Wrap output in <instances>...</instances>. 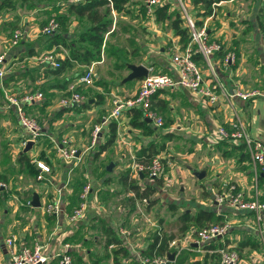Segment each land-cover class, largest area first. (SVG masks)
Segmentation results:
<instances>
[{
    "label": "rangeland",
    "instance_id": "374dc122",
    "mask_svg": "<svg viewBox=\"0 0 264 264\" xmlns=\"http://www.w3.org/2000/svg\"><path fill=\"white\" fill-rule=\"evenodd\" d=\"M239 1L245 12L246 10L257 12V17L261 18L262 22H264V0ZM69 2L72 1L12 0L11 3L14 6L10 4V7L5 6L0 10V50L6 49L4 47L8 45L11 35L9 22L17 21L18 26H20L19 28L25 34L22 39L24 42L18 43L12 50L10 49L9 56L21 54L19 48H22L21 45L23 44H25L26 51L28 50L27 47L31 46L30 44H35L36 49L33 48V50L36 57L32 60L33 62L37 61L40 63L41 58L48 53L56 61L57 58H66L69 54V48L67 49L62 45L54 46L51 49L45 47L48 35H44L41 32V28L51 17L57 19V17L67 16L65 26L62 27L59 24V28L56 31L62 32L66 30L64 32H66L67 40L72 42L70 47L73 48L76 45L73 39L75 34L87 29L92 25V22L88 21L85 17L78 18L75 14L69 13L67 11V4ZM161 2L172 3L171 7L175 5L174 0H161ZM127 9L124 13L117 14L116 17L110 12L113 18L111 27L113 33L105 35L104 40H106V44L105 46L103 44L101 48V59L91 64L93 65L91 84L78 87L84 93L85 98L98 100L101 95V98H105L104 103L108 104V106L114 95L128 96L140 86L142 79L132 80L129 83L122 82V79L129 73L128 64H142L150 69L149 74L164 72V69H161L162 66L158 67V65L164 62L165 54H171L175 51L172 36L168 33V21L156 22L151 20L142 14L138 4L130 5ZM105 11L106 9L104 8L103 12L105 13ZM215 24H217L216 20H212L204 26L206 28L209 25L214 27ZM150 30H152V33ZM153 61L156 62V67L151 68L150 63ZM13 62L15 64H12ZM20 62H22L21 59H16L9 64L11 69L7 71L6 77L16 75L14 70L20 68V65L25 64ZM42 66L44 71L50 69L44 67V64ZM86 70L87 67L74 64L71 68L65 70L61 77L50 81H54L59 85L67 80L72 81L84 75ZM24 84H26L27 88H42L41 85H36L34 82L33 85L29 83ZM97 84L101 85L100 89H97ZM9 86L8 89L20 87L19 83L15 82H10ZM109 88H117L118 90L116 89L114 94L111 95L107 93V89ZM122 88H125L126 93H121ZM43 92L45 96L44 102H47V105L53 104L55 107L53 110L46 112L44 107L47 105L40 104L27 112L30 116L36 118L40 126L46 130V134L36 139L28 154L31 160L45 159L49 161L50 158L52 163L50 161L49 163L53 172L62 170V174L58 175L51 182L47 180L49 184L48 188L45 189H41L39 183L33 181L32 176L28 172L22 174L21 178L18 177V168L14 160L17 153L25 146L21 147L22 142L25 138L29 137V134L19 126L18 122L11 115L0 111V191H5V195L0 193V239L14 238L16 245L20 247L22 245L30 247L34 243H39L42 245L43 252L49 255V262L55 257L53 255L54 251L63 248L65 243H67L70 244L69 249L75 248L81 253L84 259L81 264H114L112 258L107 257L110 248H105L103 234L98 228L99 220L103 219L112 226L115 232H119V229L123 228L125 231L132 233L133 237L130 238L131 245H128L132 255L129 258L120 257L121 264H136V258L145 250L147 243L151 240V234L158 229L166 234L173 235L177 249L174 248V252L172 251L175 254L171 264H195V262L203 264L205 252L201 248L202 243L199 248L188 246L194 240L195 227L190 226L185 233H182L179 230L181 223L178 220V217L184 211L193 214L199 208H213L214 192L212 191L208 194L205 188L199 191L201 185L198 183V180L193 177L192 173L189 175L185 170L187 167H190L189 164L192 165L191 169L193 170H195V167H200V164H195V158L199 153L198 146H193L188 142V139L193 136L191 131H195L189 129V133H184L183 137L187 139L178 140V142L171 140L170 143H166V150L160 156L165 158V165L168 168L161 178L154 179L149 177L147 172L144 173V178H135L131 175V166L134 162H137L135 155L137 151L136 145L146 143L149 139L142 140L132 135L130 141L125 140L129 134L123 127L116 132L115 137L118 139V143L115 142L116 138H114V141L107 149L99 153L97 144L105 142L108 139V133L103 134L102 139H95L93 143L92 130L95 125L99 126L107 118L109 108L107 106L98 108L99 104L96 102L92 107L94 110L87 111L84 109L85 111L81 112V114L72 112V114H67L65 117L60 118L62 120H53V116L61 108L59 106V99L62 92H51L46 88ZM193 95L196 100L205 105L206 102L203 99L194 93ZM3 101L4 99L0 96V103ZM232 102L236 105L235 98L232 99ZM157 114L163 119V130H165V127H167L165 121L168 117L171 118L168 115L169 111L168 109H164L157 112ZM183 117L181 118L184 122L189 121L192 123L191 118ZM109 121L107 122L109 123ZM101 131L104 133L105 129H101ZM203 132L205 133L206 131L203 130ZM247 132L250 134L249 131ZM250 136L252 137L251 134ZM62 142H66L65 144L76 150L79 158L76 163L72 160L63 162L57 158V148H55V145ZM184 151H187V154ZM94 153H98L99 155L94 156ZM193 154L194 156L190 161L185 159L186 156H192ZM109 164L113 165L111 171L106 170V166ZM126 170H129L130 178L141 189L145 188L146 185L156 187L155 192L150 197L145 198L146 201L136 199L132 205L127 200L132 194L123 192V187L118 182L119 176ZM106 177L110 181H104ZM87 181H90L91 188H93L91 194V206L93 208L87 213L88 223L73 225L66 223L63 226L64 230L66 228V230L71 229L73 233L65 232L64 234H58V232H63L59 231V228L62 226L61 217L57 215L60 220V223L57 224L55 220L58 218L44 212L45 205L55 199H59V197L54 199V192L56 190L58 194V190L61 193L62 188H66L63 189V201L69 202L68 208L71 209L75 204L79 203L78 191L81 185ZM28 183H31V185H28ZM59 185L62 187L58 188ZM69 185H71L73 190L71 194L69 193L70 195L67 193ZM16 187H19L20 190H16ZM26 188L29 190L26 191ZM261 188L264 190V182H261ZM34 189L39 194L42 206L40 209L28 208L30 203L27 195L30 193V190ZM217 191L219 190H215V192ZM15 192L17 194L16 198L14 195L9 196L10 193L14 194ZM60 199L62 200V197ZM67 204H65V207ZM173 205L175 209L171 208ZM218 208L228 214L226 216V221L230 222L228 233L232 232L233 234L235 231L242 229V226H238V223L234 220L235 217H238L236 210L232 209L231 211L223 205H218ZM246 228L249 232L252 231L251 227ZM21 232L25 233L21 235L22 237L25 236L23 239L18 235ZM53 234L64 236L66 239V241L62 239L58 243L60 245L58 249L50 246L54 242L52 238ZM241 234L245 238L250 235L246 231H241ZM228 237L232 238V240L230 239V245L237 250V264H264L263 243H261L262 246L258 251L248 248L240 250L236 248L239 241L238 237H235L234 234L232 236L228 235ZM24 241H26L25 244ZM47 250H49V253L46 252ZM212 260L213 257L210 256L206 264H213Z\"/></svg>",
    "mask_w": 264,
    "mask_h": 264
},
{
    "label": "crops",
    "instance_id": "0c3cea01",
    "mask_svg": "<svg viewBox=\"0 0 264 264\" xmlns=\"http://www.w3.org/2000/svg\"><path fill=\"white\" fill-rule=\"evenodd\" d=\"M174 7H175V5H174ZM174 7H171V8L173 9ZM152 14H148V15H151V17L149 16V18L153 21H156L154 19V17L152 16ZM116 16H117V14H116ZM212 20H216L217 24H215L214 27L209 25V27L207 26V28L205 27V29H206L208 40L210 39L211 41L217 42L220 45L219 52H217L214 55H211L210 60L216 65L217 69H215V70L217 71L218 76H219L222 84L230 92L234 91V90H240V89H242V90H254L255 89V90L260 91L262 94H264V22H262L261 18L257 17V12L251 11V10H246V12H245V9L242 8L239 0H226V1H222L215 8L214 18L210 19V20L206 19L202 26L206 25L209 21L211 22ZM155 30H156V28H155ZM150 32L152 33V30H150ZM153 33H154V31H153ZM168 33L171 34V36H172V43H174L173 47L175 50L184 48L182 46V43L179 41V37L173 33L170 26H169ZM24 45L25 44L21 45L22 48H19L20 53L26 51V47H24ZM30 45L31 46L27 47V49H29V48L36 49L35 44H30ZM12 49L13 48H11V50ZM11 50H9L8 57H7L8 67L12 61H15L16 59H21V54L9 56ZM171 54L170 53L165 54L164 55V57H165L164 62H162L161 65H158V67L162 66L161 69H164V72H162V73H170V74L175 73L173 68L171 67V63H170ZM227 55H232L233 60L231 62H228L227 64H224L223 60ZM35 57H36V55L34 54L33 56L24 57L23 59H21L22 62H20V63H25V64L20 65V68H18L17 70H14L15 71L14 73L19 74V73L26 71V72H29V77H27L23 80L21 79L17 83H20V84L29 83V84L33 85V82H34V84L41 85V86L47 88L48 90H50L51 92L52 91L64 92L63 89H60L57 86V83H55L54 81H50V80H55V78H57V77H61L62 74L59 76H53V75L41 76V73L43 71L42 65L44 63L43 64H42V62L38 63L36 60H35L36 62H33L32 60L35 59ZM27 61H28V64H27ZM197 62H198V64H200V66L203 68V70H206V68L202 62H199V61H197ZM12 64H15V63L13 62ZM150 64H151L150 65L151 68L156 67V62L153 61ZM128 65H127V67H128ZM139 65H142V64H139ZM10 69L11 68L9 67L8 70L10 71ZM149 71H150V69H149ZM204 74L207 75V71H204ZM123 79H122V82H123ZM141 79L142 78L133 79V80H141ZM131 81H127V83H129ZM123 83H126V82H123ZM100 86L101 85H98L97 89H100ZM116 89L117 88H115V89L109 88L107 93L113 95L114 92L116 91ZM137 90H138V88L133 93H131L130 95H133ZM122 92L126 93L125 88L121 89V93ZM82 94L84 95V93H82ZM130 95H128V96H130ZM114 97L123 98L126 96L125 95H123V96L114 95L113 98ZM113 98L111 99V103L109 106H108V104L104 103L105 102V98H104V102L100 103L99 106H97V107L103 108V107L107 106L109 108L108 109V114H109V112L112 108ZM86 99L89 100L90 103H92L94 100V98H92V99L86 98ZM235 99H236V105L233 104V102H232V106H229L224 101H220L214 105H209L207 103H205V105H203V104H201V102L199 100H196V98L194 97L193 94H191L190 92H188L186 90H159V92L157 94H155L152 98V106H153L154 111L156 113L159 111H163L164 109L165 110L168 109V111H169L168 115L171 118L168 117L167 127H165L166 129L163 130L162 133L170 132L173 135L170 139L165 141V149L163 151H161L159 153V155H157V156H160V154H162L166 150V143H168V142L170 143L171 140H175L176 142H178V140L187 139V138L183 137V134L189 133L190 132L189 129L194 130L195 132L191 131L193 136H191L189 138L190 140L188 139V142H190L193 146L194 145L198 146L199 153H198V156L195 158L196 159L195 164L196 163L200 164V167L199 168L195 167V170H193V169H191L192 165L189 164L190 167H187L185 170L189 173V175H190V173H192L193 177H195L198 180V183L201 185V187H200L201 189L199 191H201V190H203V188H205L208 194H210L212 191L215 193V190L221 191V190L225 189L228 184L234 183V184H236V186L238 188L244 189L249 195H256L257 194L260 197V199L262 201H264V190H262V188H261V182L262 183L264 182V164L258 165L257 167L254 168L253 162L251 161L250 155L248 153V150H247L244 142L239 141L238 144H236V143H230L231 141H228V142H221L217 145H214V142H213V139L211 136L212 131L217 126H222L226 130H228L229 132H232L233 128H234L232 126V124L235 123V121L240 120L241 122L244 123L246 131L250 132V134L252 135V138L256 139V140L257 139L260 140L264 145V96L262 95V96H258L255 98H250L248 100H241L238 98H235ZM59 106L61 107L60 103H59ZM54 107H55V105L50 104V105L45 106L44 109H46V112H47V111L53 110ZM92 107L89 109H85V110H87V111L91 110ZM85 110L82 109L81 111H78V113L81 114V112H83ZM92 110H94V108ZM3 112H5L7 114V112H9V111L5 110ZM129 113L130 112L128 110H125L122 113V116L116 120V122H117L116 132H117V130H120L121 128L124 127V129L129 134L125 140L130 141L132 135H135L142 140L143 139H149V140H147L146 143L144 142L141 145H136L137 151H138L142 146H145L149 141H151L152 136L143 134L140 129L132 128L130 126V123H129L130 118H131V115H129ZM67 114H72V112L65 113L63 116L65 117ZM63 116L61 118H63ZM182 116H184V117L186 116V118H188V117L191 118L192 123H190L189 121L184 122L181 118ZM60 120H62V119H60ZM111 121L112 120H110L109 123ZM108 124H105L102 126V130L105 129V132L103 133L101 131L98 135V138L102 139L103 134L109 133ZM148 124H150V123H148ZM151 125L154 126V124L152 122H151ZM42 129L44 132L45 128H42ZM163 129H164V127H163ZM203 130H205L206 132L204 133ZM250 134H249V136H250ZM228 140H230V139H228ZM156 141L160 142L159 137L156 139ZM115 142L118 143L117 138H116ZM240 144H244L243 149L235 148V146H239ZM57 145H59V144H56L55 148H57ZM189 150H187V151H189ZM187 151H184V152L187 154ZM56 152H57L56 153L57 158L64 162L65 160L60 156V154L58 153L57 150H56ZM189 152H191V151H189ZM193 156H194V154L192 156H186V158L185 157L184 158L188 159L190 161V159H192ZM160 157H162V156H160ZM162 158L164 159V162H165V158L164 157H162ZM34 160L30 161V163L32 165H35L33 162ZM41 160L48 163L49 166H50V163H52V160L50 158H49L50 163H49V161H47L45 159H41ZM167 168L168 167L166 165V170H167ZM35 169H36V175H37L38 169H37V167ZM202 170L205 171V176L202 179H198L196 176H194L195 172L202 171ZM61 171L62 170H56V172H53V170L51 169V173L48 174L46 176V178L48 180H50L49 182H51L52 180L56 179V177L58 175L62 174ZM254 171L257 174V176H256V178H257V181H256L257 190L254 188V183H255L254 182V177H255ZM18 177L21 178L22 176L18 175ZM144 177H145L144 174H140L139 179L144 178ZM32 178H33V181L39 183V187L41 189L48 188L49 183H47V180L46 181L45 180H43V181L37 180L36 176L35 177L32 176ZM28 185H31V183H28ZM60 187H62V186L59 185L58 188H60ZM63 189H66V188H62V191H61L62 205L65 208V204L68 202L63 201V195H64ZM16 190L19 191L20 188L16 187ZM27 190H29V189L26 188V191ZM67 190H68L67 191L68 194L69 193L71 194L73 192L71 185H69ZM34 193H36L35 189L30 190V193L27 195L30 202H31L32 195ZM126 194H128V193H126ZM12 195H14L15 198L17 196L16 192L14 194L13 193L9 194V196H12ZM37 195L39 197L38 193H37ZM54 196H55L54 199L56 197H58L57 190L54 192ZM132 196H133V194H132ZM39 201H40V198H39ZM212 207L213 208H203V209L215 210L218 213L223 212L220 210V208H218L217 205H215V203L213 201H212ZM224 207H226V206H224ZM28 208L32 209L35 207H33V206H31V204H29ZM38 208L39 209L42 208L41 203H40V207H38ZM92 208H93V206L91 208H89L87 213ZM227 209H229V208H227ZM230 210L232 211V209H230ZM237 212H238V217H235L234 220H235V222L238 223L237 224L238 226H240V227L242 226V229L239 231H235V233H233L235 235V237H238L239 241L245 240L247 238L254 239L255 241L259 242V244L261 245V243H263V242L261 241L260 234L258 231V227L255 224L253 216L249 212H240V211H237ZM87 213H86V216L84 219H82L76 223H70L64 218L63 215H60L62 226H61V228H59V227L58 228H59V231H63V232H58V234H64L65 232L73 233V232H71V229L66 230L67 229L66 228L64 230L63 226L66 223H70L71 225H73V224H87L88 223ZM224 214H225L224 215V217H225L224 221H226V216L228 214H227V212ZM48 217H50V216H48ZM56 218H58V217H56ZM57 220H55V222L57 224H59L60 223L59 218ZM246 227H251L253 233H252V231L249 232V230H247ZM195 229H196V227H195ZM241 231L242 232L246 231L250 235H248V237L245 238L241 234ZM24 234H25L24 232L18 233L19 236L24 235ZM233 234H232V232H229V233L227 232V234L225 236H223L217 242H219V243L225 242L226 240L230 241V239L232 240V238L228 237V235L232 236ZM167 235H170V234H167ZM120 236H122V235H120ZM24 237L25 236H23L22 239ZM52 238L54 239V242L51 243L50 246H54V249H58L60 247V245L58 243L60 241H62V239H63V241H66L64 236L57 235V234H53ZM123 238L126 240L128 245H131V241L127 239L126 235L123 236ZM171 240H174V239H171ZM25 243H26V241H24V244ZM137 245H139V244H137ZM211 245H215V248L219 246L216 244V242L212 243ZM188 246L194 248L192 245V242L190 244H188ZM108 248H110V246ZM210 248H212V247H209L208 249H210ZM208 249L203 250V251L205 253L207 252L209 254L214 253V252H208ZM72 250L78 251L75 248ZM52 251H54V250H52ZM172 251L174 252V250H172ZM172 251H170V252H172ZM46 252L49 253V250H47ZM131 253H130V256L132 255ZM168 253L169 252H167V255H168ZM142 254H145L144 250L142 251V253L140 255H142ZM209 259H210V257H209ZM212 261H213V264H217V254L213 258ZM8 262H9V254L7 252V248L5 245V239L4 240L0 239V264H7ZM51 262L49 264H53V263L56 264V261L54 259ZM136 264H139L138 259L136 260Z\"/></svg>",
    "mask_w": 264,
    "mask_h": 264
},
{
    "label": "built area",
    "instance_id": "2783aa9c",
    "mask_svg": "<svg viewBox=\"0 0 264 264\" xmlns=\"http://www.w3.org/2000/svg\"><path fill=\"white\" fill-rule=\"evenodd\" d=\"M72 2L84 1V0H71ZM109 1L108 6L112 8V2ZM161 0H145V8L147 14L153 13V7L158 5ZM220 4V3H219ZM176 5L180 9L185 23L190 33V42L182 49L175 50L170 57L171 67L174 70V74L170 73H156L148 74L141 80L138 90L130 96L123 98L114 97L112 100V108L107 118H105L99 126L95 125L92 130V142L94 143L102 126L107 124L109 120H117L122 116L125 110L139 109L143 112V119L148 118L154 124L155 127H162V118L151 107L152 98L159 90H186L191 94H196L203 99L207 104L214 105L220 101H224L229 106H232V99L238 98L241 100H248L258 96H264L258 90H234L228 91V89L222 84L218 73L214 69L210 60L211 55L220 50V45L217 42L209 41L206 33L205 26L198 28L192 18L186 0H176ZM114 16L116 13L111 9ZM209 19V18H208ZM59 28L58 21L51 17L41 28V32L44 35L53 34ZM24 32L20 28L14 29L11 38L9 40L10 47H13L19 43L24 37ZM8 49L0 50V80L4 78L9 67L6 61ZM194 55H200L205 63L206 70L194 59ZM233 60L232 55H227L223 62L227 64ZM40 62L47 63L53 68L59 67V62L50 54L44 55ZM207 71V75L204 74ZM93 75V65L87 67L84 75L71 81L67 86V95H62L59 99L61 106H70L80 104L87 100L84 95L76 90L78 85L88 86L91 84ZM8 88H2L4 103H0V111L4 109L13 108L15 115L19 121L22 129H24L29 137L25 138L22 142L23 147L27 140L36 141V139L43 134V129L40 126L36 118L30 116L24 106L40 103L44 100V94L41 90L24 91L20 95L10 93ZM233 131L229 132L222 126H217L212 131L211 136L213 142L219 139H230L232 142L238 144L239 141L244 142L254 168L258 165L264 164V145L260 140L253 139L247 133L245 125L240 120L235 121L232 124ZM62 142L57 145V151L65 161H76L79 159L76 150ZM68 146V147H67ZM35 166L38 169L36 175L37 180H48L46 176L51 173V168L48 163L41 159H35ZM166 171V165L164 159L160 156L152 157L147 164L134 162L131 166V175L138 178L140 174L147 172L149 177L154 179L161 178ZM254 188L257 190L256 181L257 174L254 171ZM59 199H55L47 203L44 207V212L49 215L57 217V215H63L64 218L70 223H76L84 219L87 211L90 208L89 194L91 192V183L87 182L79 193V204L71 212H66L62 206V200L60 190H58ZM142 200L146 201L145 198ZM213 202L215 205H223L229 209H234L240 212H249L258 227L261 241L264 243V201L256 195H249L244 189H240L234 183H230L225 189L217 191L213 195ZM30 203V201H29ZM230 227L228 221L212 222L203 227L196 228L194 233L195 237L192 244H196L199 248L205 249L204 245H210L223 236H225ZM126 233V234H125ZM119 234L125 236L128 234L123 228L119 229ZM14 238H6L5 245L9 254V262L7 264H47L49 262V255L43 252L42 245L34 243V245L17 246ZM69 245L65 243L64 247L54 251V258H57V264H72V256L69 253ZM175 241L170 240L168 242V251L174 250ZM177 249V248H176ZM208 252H214L217 254V264H237L238 253L232 245H226L225 247L218 246L215 249H208ZM139 264H169L170 261L166 254H142L138 256Z\"/></svg>",
    "mask_w": 264,
    "mask_h": 264
},
{
    "label": "trees",
    "instance_id": "16d2710c",
    "mask_svg": "<svg viewBox=\"0 0 264 264\" xmlns=\"http://www.w3.org/2000/svg\"><path fill=\"white\" fill-rule=\"evenodd\" d=\"M175 1V7L172 9L171 5L172 3L168 2H161L158 5H155L153 7V14L152 16L157 22H169V26L173 33L179 37V41L183 44V47H186L188 43L190 42V33L188 30V27L185 23L184 17L176 5V0ZM222 1L226 0H186L189 12L194 19V22L198 28L202 27L204 21L206 19H212L214 17V11L215 8L218 6L219 3ZM12 0H0V10L2 8L14 6V4L11 3ZM112 2V8L108 6L109 1L108 0H84V1H75V2H69L67 4V11L69 13L75 14L78 18H83L85 17L88 21L92 22V25H90L87 29L75 34L74 36V41L76 42V45L71 48L70 46L72 45V42H69L67 40L66 36V30L62 32H54L53 34L48 35V39L45 43L46 48H52L54 46H64L65 48H69V54L66 58H57L59 62V67L53 68L47 63H44L45 67H48L50 69L48 70H43L41 73V76L44 75H53V76H59L65 70L71 68L74 64H77L78 66L81 67H88L90 66L93 62H96L101 59V48L104 44H106V40H104V37L106 34H112L113 30L111 31L112 27V17L110 15L111 9L116 13V14H121L122 12L124 13L127 9L128 6L133 5V4H138L139 9L142 12L143 15H146L147 17H151V15H148L146 13V8H145V0H110ZM106 9L105 13L103 12V9ZM208 19V20H209ZM58 23L63 27L65 26V21L67 20V16H62V17H57L56 19ZM18 22H9V28H11V35L14 31V29L19 28ZM11 35L9 37V40L11 38ZM23 39V38H22ZM20 40L19 43H23L24 40ZM8 40V45L5 47L9 50L13 47H10ZM211 42V40L209 39ZM16 46V45H15ZM218 51L214 52L212 55L216 54ZM8 53L6 56V61L8 60ZM34 50L33 48H29L27 51H24L21 53V59L24 57H30L33 56ZM194 59L199 62H202L207 68L206 63L204 59L200 55H194ZM212 62V61H211ZM8 63V61H7ZM198 63V62H197ZM200 65V64H199ZM212 65L214 69H217L216 65L212 62ZM201 67V66H200ZM217 72V71H216ZM29 77V72H22L16 75H11L6 77V74L4 75L3 80L0 82V96L3 98V91L2 87L9 88L10 82H19L21 79H25ZM143 79V78H142ZM71 82V80H67L64 83L57 84V86L60 89H63L64 92H62V95H67V86ZM20 87H16L15 89L10 90V93L15 94V95H20L24 91H34V90H43L45 87L40 88L37 87L36 89L34 88H27L25 85L26 84H20ZM37 85V84H36ZM99 85V84H97ZM9 86V87H8ZM84 86V85H78L76 87V90L80 92L78 87ZM47 89V88H46ZM108 91V89H107ZM159 92V91H158ZM157 92V93H158ZM156 93V94H157ZM44 94V92H43ZM100 98L98 100L94 99L92 103L89 102V100H85L80 104H75V105H70V106H61V108L56 112V114L53 116V120L60 119L65 113L68 112H78L81 111L82 109H89L91 108L96 102L97 104H100L104 102L103 97L101 98V95L99 96ZM4 99V98H3ZM45 99V96H44ZM4 103V102H2ZM40 104L47 105V102H44V100L40 103L36 104H31L24 106L26 111L28 112L31 110L33 107L38 106ZM153 108V106L151 105ZM154 109V108H153ZM8 110L7 112L8 115H11L19 124V121L15 115V112L13 108L11 109H4L2 110L5 111ZM131 115L130 118V126L132 128L140 129L143 134L145 135H150L152 136L151 141H149L145 146H142L137 152H136V160L139 163H146L148 162L152 157L159 155L161 151L165 149V141L170 139L172 137V133L166 132L162 133L163 127H154L153 125L148 124L145 122L143 119V112L139 109H129L128 110ZM112 121L108 124V139L105 140L102 144H97V147H99V153L105 151L107 147L114 141V138H116V124L117 122L114 119H111ZM166 124H168V120L166 119ZM20 126V124H19ZM21 127V126H20ZM46 134V130L43 132L41 136ZM159 137L160 142H157L156 139ZM39 138V137H38ZM99 139V138H97ZM231 140L228 139H219L216 142H214V145H217L221 142H228ZM160 143V144H159ZM234 143V142H230ZM95 145V144H94ZM244 144H240L239 146H235V148L238 149H243ZM246 154V153H245ZM99 155L98 153L95 154L94 156ZM247 155V154H246ZM31 158L28 152L26 153H21V150L17 153V156L14 160L16 163V167L18 168L17 174L23 176L22 174H25L28 172L31 176L35 177L36 176V166L30 163ZM33 167V168H32ZM35 170V172H34ZM12 172L14 173V170L12 169ZM119 184L123 187V192L126 193H132L133 196L127 198L129 202L133 205L136 201V199H143V198H148L150 195H152L155 192V186L152 185H146L145 188L141 189L138 184H136L131 178H130V173L129 170H126L123 172L119 178H118ZM104 181H110L108 177L104 179ZM90 182V181H87ZM86 182V183H87ZM156 182V181H155ZM83 183L78 191L82 190V187L86 184ZM92 190L89 194V200H90V208L91 206V201H92ZM0 193H3L5 195V191L1 190ZM30 197V196H29ZM79 198V195H78ZM79 203L75 204L71 209L68 208L69 202L64 208V210L67 212H71L75 207L78 206ZM63 206V205H62ZM172 209H175V206H171ZM225 212H217L215 210H208V209H203L200 208L198 209L195 213H189L187 211H184L179 217L178 220L181 223L179 230L184 233L190 226H194L196 228L203 227L209 223L212 222H220L224 221L225 217L224 214ZM86 216V215H85ZM85 218V217H84ZM98 228L100 229L101 233L103 234L104 238V244L105 248L108 249L110 247V251L107 254V257H111L112 261L114 264H121V258H129L131 250L126 242V240L123 238V236H120V234L112 228L105 220L100 219L99 220V225ZM127 239L130 240L132 238V233L129 232L127 235ZM173 239V235H167L166 233L162 232L160 229L155 230L151 234V240L148 242L144 252L147 254H166L168 250V241ZM219 241V240H218ZM231 242L229 240H226L225 242H217L216 244L225 247L226 245H230ZM205 249H208L209 247H212L210 249H215V245H204ZM261 245L259 242L255 241L254 239L247 238L245 240H240L237 242V249H243V248H249L254 251L260 250ZM69 253L72 256V264H81L83 262V257L81 256V253L78 251H73L72 249H69ZM215 257L216 254H209L205 253L203 256V264L207 263V259L209 257ZM56 261L57 264V258H53ZM51 259L50 262L53 260ZM48 262L47 264H49ZM171 264V262L169 263ZM195 264H200L199 262H195Z\"/></svg>",
    "mask_w": 264,
    "mask_h": 264
},
{
    "label": "water",
    "instance_id": "95a60500",
    "mask_svg": "<svg viewBox=\"0 0 264 264\" xmlns=\"http://www.w3.org/2000/svg\"><path fill=\"white\" fill-rule=\"evenodd\" d=\"M128 69H129V73L123 79V82L131 81L133 79H138V78H144L149 73V69L144 65L129 64ZM144 120L147 123H151L150 119H148V118H145ZM33 143H34V141L27 140L25 146L21 150V153H26L29 150H31ZM112 167H113V165L109 164L106 166V170L111 171ZM194 176H196L198 179H202L205 176V171L204 170L197 171L194 173ZM30 204H31V206H33L35 208L40 207V201H39V197H38L37 193H34L32 195ZM192 245L196 247V244L193 243ZM167 256H168V259L170 262H172L174 260V253L173 252H169Z\"/></svg>",
    "mask_w": 264,
    "mask_h": 264
}]
</instances>
